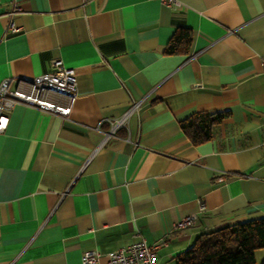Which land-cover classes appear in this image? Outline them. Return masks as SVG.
<instances>
[{
	"label": "crops",
	"instance_id": "crops-1",
	"mask_svg": "<svg viewBox=\"0 0 264 264\" xmlns=\"http://www.w3.org/2000/svg\"><path fill=\"white\" fill-rule=\"evenodd\" d=\"M180 2L0 0V81L29 91L18 79L55 58L77 74L72 98L45 93L67 115L6 111L0 264H82L89 249L104 264L139 238H163L156 260L175 264L200 232L264 216V0ZM179 28L190 41L166 53ZM134 100L103 142L105 119ZM199 111L227 114L193 142L179 121Z\"/></svg>",
	"mask_w": 264,
	"mask_h": 264
},
{
	"label": "built area",
	"instance_id": "built-area-1",
	"mask_svg": "<svg viewBox=\"0 0 264 264\" xmlns=\"http://www.w3.org/2000/svg\"><path fill=\"white\" fill-rule=\"evenodd\" d=\"M167 6H180V0H159ZM8 29L16 31L17 27L9 23ZM264 69V60L261 61ZM18 81L27 82L31 90L25 91L17 85L12 86V78L6 77L0 81V131L8 122L6 111L15 104L33 106L51 113L67 115L70 110L69 105H62L48 99L45 93L52 92L72 98L77 92V74L73 67L63 64L62 60L55 58L51 61V70L34 75L31 79ZM141 101L134 100L116 117L106 118L108 126L102 131V141L109 137L116 136V132L128 128L129 117L138 109ZM204 204L200 202L199 209H203ZM195 216L188 214L175 222L174 228L180 229L193 224ZM166 241L161 238L153 243H147L143 238H139L129 244L117 247L107 253L104 264H159L156 260V250L165 245ZM100 256L98 249H89L81 254L82 264L95 263Z\"/></svg>",
	"mask_w": 264,
	"mask_h": 264
},
{
	"label": "trees",
	"instance_id": "trees-1",
	"mask_svg": "<svg viewBox=\"0 0 264 264\" xmlns=\"http://www.w3.org/2000/svg\"><path fill=\"white\" fill-rule=\"evenodd\" d=\"M188 28L177 29L166 44V53H175L190 41ZM227 112L199 111L179 121L193 142L211 137L213 126ZM264 248V216L225 224L200 232L175 264H254L255 251ZM259 264H264V258Z\"/></svg>",
	"mask_w": 264,
	"mask_h": 264
},
{
	"label": "rangeland",
	"instance_id": "rangeland-1",
	"mask_svg": "<svg viewBox=\"0 0 264 264\" xmlns=\"http://www.w3.org/2000/svg\"><path fill=\"white\" fill-rule=\"evenodd\" d=\"M262 258H264V248H258L255 251V260H256V263L259 264Z\"/></svg>",
	"mask_w": 264,
	"mask_h": 264
}]
</instances>
